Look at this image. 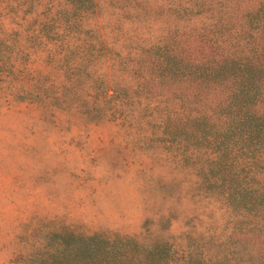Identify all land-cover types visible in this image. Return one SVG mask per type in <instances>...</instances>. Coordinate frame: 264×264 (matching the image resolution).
Instances as JSON below:
<instances>
[{
    "label": "trees",
    "instance_id": "trees-1",
    "mask_svg": "<svg viewBox=\"0 0 264 264\" xmlns=\"http://www.w3.org/2000/svg\"><path fill=\"white\" fill-rule=\"evenodd\" d=\"M237 7L238 0H0L4 92L42 111L116 126L126 144L192 177L193 192L180 191L181 199L231 224L214 235L211 255L201 246L175 250L153 231L28 234L20 264L263 260L235 240L264 234V3L227 28ZM191 42L206 50H189ZM32 56L48 69L31 68Z\"/></svg>",
    "mask_w": 264,
    "mask_h": 264
},
{
    "label": "rangeland",
    "instance_id": "rangeland-1",
    "mask_svg": "<svg viewBox=\"0 0 264 264\" xmlns=\"http://www.w3.org/2000/svg\"><path fill=\"white\" fill-rule=\"evenodd\" d=\"M259 3L264 0H238V15L227 28ZM189 50L206 49L191 42ZM29 65L48 69L34 56ZM125 139L112 124L42 111L0 86V264H20L18 248L28 244V234L44 240L49 232L140 238L153 231L175 250L201 246V252L213 254L214 235L231 229L226 216L181 199L180 191L193 192L192 177ZM235 241L242 253L262 257L254 264H264V234Z\"/></svg>",
    "mask_w": 264,
    "mask_h": 264
}]
</instances>
